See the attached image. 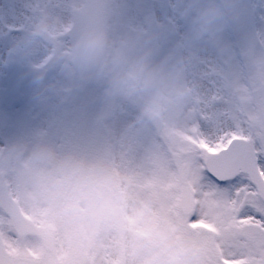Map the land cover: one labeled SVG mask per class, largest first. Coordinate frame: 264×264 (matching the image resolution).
Masks as SVG:
<instances>
[{
	"label": "clouds",
	"instance_id": "9594fccd",
	"mask_svg": "<svg viewBox=\"0 0 264 264\" xmlns=\"http://www.w3.org/2000/svg\"><path fill=\"white\" fill-rule=\"evenodd\" d=\"M163 18L146 3L136 24L124 20L113 0H75L60 19L67 36L61 56L71 71L53 85L43 75L29 95L39 108H67L80 99L89 128L107 126L132 109L124 125L148 123L190 110L203 85L199 66L218 28L248 25L252 0H167ZM171 13V15L167 13ZM95 88L93 96L86 89ZM121 130H114L118 140ZM10 159L11 193L29 209L40 207L81 264H181L160 244L151 202L140 197L118 151L94 145L69 130L16 132L0 145ZM188 218L187 223H195Z\"/></svg>",
	"mask_w": 264,
	"mask_h": 264
},
{
	"label": "rangeland",
	"instance_id": "374dc122",
	"mask_svg": "<svg viewBox=\"0 0 264 264\" xmlns=\"http://www.w3.org/2000/svg\"><path fill=\"white\" fill-rule=\"evenodd\" d=\"M152 1L157 8V16L163 18L166 12L163 5L167 0ZM113 2L124 10L127 23L136 24L140 19L139 10L143 3L138 5L130 0ZM74 3L75 0H0V86L3 85L5 64L11 60L29 65L47 61L49 69L42 75L53 85L62 74L71 71L68 65L61 67V50L67 37L60 34V21L55 17L60 14V19H63ZM252 3L255 11L248 25L226 30L218 28L210 36L211 47L202 54H211L213 59L205 61L207 67L204 64L199 66L203 69V85L191 99L190 110L200 115L196 114L192 123L187 118L189 110L179 118H174L173 112L161 116L160 140L157 141L152 138L149 123L139 122L124 127L131 118L132 109H129L117 114L109 125L92 129L83 120L80 99L73 100L67 108L30 105V92L42 76L38 75L22 87V104L7 112L9 125L5 129L0 128V145L7 137L19 132L17 128L21 124L17 122L24 125L27 120L28 129L22 132L48 128L65 133L71 125V131L88 138L94 145L114 147L130 171L133 186L140 197L151 202L158 242L169 251L180 254L183 257L181 264H214V234L191 227L187 223L188 215L182 214L175 204L176 173H183L184 182H190L196 157L202 148L209 144L224 146L218 142L221 139L226 141L232 135L251 136L255 141L256 154L264 155V0H252ZM167 14L171 15L170 12ZM230 34L233 40L229 38ZM232 42L237 44V53L231 46ZM94 93L95 88L86 89L88 97ZM104 128L109 130L105 136ZM114 130L122 131L118 140L113 139ZM96 138L100 143H96ZM9 168L10 159L0 148V180L8 183L11 190ZM19 201L24 211L54 232L56 255L61 263L81 264L70 255V242L58 233L55 223L47 218V211L40 207L29 209ZM0 234L8 250L14 254L35 258L48 255L37 239L17 238L1 209ZM88 264H95V261L90 260ZM109 264H114V261Z\"/></svg>",
	"mask_w": 264,
	"mask_h": 264
},
{
	"label": "snow or ice",
	"instance_id": "6c2138e0",
	"mask_svg": "<svg viewBox=\"0 0 264 264\" xmlns=\"http://www.w3.org/2000/svg\"><path fill=\"white\" fill-rule=\"evenodd\" d=\"M202 148L186 191L190 226L214 234V264H264V155L229 136ZM0 264L6 261L0 250Z\"/></svg>",
	"mask_w": 264,
	"mask_h": 264
},
{
	"label": "water",
	"instance_id": "95a60500",
	"mask_svg": "<svg viewBox=\"0 0 264 264\" xmlns=\"http://www.w3.org/2000/svg\"><path fill=\"white\" fill-rule=\"evenodd\" d=\"M240 148H242V149H245V150H247L248 152H250V153H252V151L249 149V148H247V147H240Z\"/></svg>",
	"mask_w": 264,
	"mask_h": 264
}]
</instances>
